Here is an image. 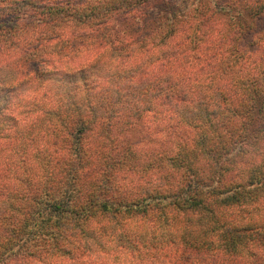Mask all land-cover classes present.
Returning <instances> with one entry per match:
<instances>
[{
  "label": "clouds",
  "instance_id": "9594fccd",
  "mask_svg": "<svg viewBox=\"0 0 264 264\" xmlns=\"http://www.w3.org/2000/svg\"><path fill=\"white\" fill-rule=\"evenodd\" d=\"M0 264H264V0H0Z\"/></svg>",
  "mask_w": 264,
  "mask_h": 264
}]
</instances>
